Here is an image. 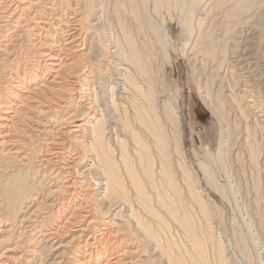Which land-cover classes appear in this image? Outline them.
<instances>
[{
  "label": "rangeland",
  "instance_id": "rangeland-1",
  "mask_svg": "<svg viewBox=\"0 0 264 264\" xmlns=\"http://www.w3.org/2000/svg\"><path fill=\"white\" fill-rule=\"evenodd\" d=\"M87 1L90 5L88 6L87 3L86 5L84 4L87 8L85 9L84 7L85 12L83 11L86 13L83 25L85 24V27H89L92 24L93 27L89 28L90 30L86 29L87 31L84 29L82 37L89 44L95 42L94 49L91 50L92 59L88 56H82L79 58L73 57L71 61L75 62L79 60L75 62L78 66L80 65L79 69L88 65L86 63L91 60L94 61L89 63V69L92 72L91 76L94 80L90 86V90L87 91L86 85H84L83 93L80 94L76 91L74 96L69 99V104L65 108L66 110L57 111V114L54 111L39 114L35 109L27 111V116L19 123L21 127H19V131L21 132L18 133V136L23 139L25 138L24 140L28 142V151H31L28 158L19 162L17 160H10L7 157H0L1 182L4 188L7 189V193H3V195L7 194V196L1 195L0 202H2V211H5L10 216L11 225L14 224L13 227H15L16 237L20 235V232H23L19 224H17L18 220L27 216V213L30 212L29 210L32 211L37 206H43L42 212L40 211L37 214L38 219L36 220L38 222H36V226L25 229L28 232L22 236L25 244L16 250L17 254L21 255L15 264L75 263V256L72 251L62 253V257L60 254L61 250L56 252L54 247L52 249L51 246L54 243L51 242L53 241H47L48 238H45L44 235L48 232V229H51V227H54L58 223L57 213H51L48 205L45 206L44 204L45 199L43 200L45 191L51 188H57V183L55 184L53 181L51 182L53 185H51V183L45 180L46 177L44 175L47 176V173H44L45 169L39 165L38 157L45 155L47 151H45L46 147L42 149L43 154L40 156L38 151L41 149V146H38V143L41 145L44 143V138L59 135L69 143L73 140H78L79 143L75 147L77 148L79 156L83 157V163L80 166L88 164L91 160L90 147L87 144L89 141V138H87L89 137V125L80 116H77L74 121L66 122H63L61 118H66L74 112L77 108L76 105L78 106L79 103L83 104V108L87 111L88 100L94 101L95 98L98 99L97 102L101 108L105 107L111 110L108 111V115L107 113L105 114L111 131L109 136H111L112 140L110 143L115 149V157L119 160L121 148L120 144H118L119 142L114 140L121 139L125 141L124 143H127L126 151L129 152V161L133 164L136 172L140 174L155 209L152 214L146 211L144 212L141 208L139 209L137 207L135 191L130 180L127 178L126 186L130 199L139 211L142 210L140 212L144 213L143 216L145 218H143L149 224L154 234L151 242L145 236L148 235L146 230L143 234L138 233L140 234L139 236L135 231L131 232L130 230L132 228L127 224L121 225V219L125 220L122 215L127 214V208L126 210H119V207L115 208L114 211L113 209L109 211L107 205L101 202L99 203L96 200L100 196L96 187L93 186L91 189V201L97 211L95 215L98 216L100 222H103L104 219H112L114 224L111 223L110 227L113 229L115 226H123V230L128 235L125 236L123 242L119 243L118 246L120 248L125 247L128 250H136L138 248L137 256H133V258H136L134 259L137 262L136 264H138V261L139 264H218L219 260H217L218 258L215 255L220 244L222 243V246H226L230 242L232 245L236 243L238 246L240 235L244 236L250 247V251L252 250L250 254L253 260L252 264H258L260 261H264V0H258L256 2L258 6L255 4L256 9L253 8L248 12L249 16L245 15L248 17V20L247 18L243 19L242 17L244 16H242L241 18H235L236 20L232 19L233 21L224 17V8L217 7V3L220 0H211V3H208L209 5H207L206 9L203 7V11H199V9L195 11L193 15L195 17L192 16L191 18L193 19L189 23L181 20L184 14L180 10L175 11L176 13L168 11L166 8L167 0H142V2L138 0L140 4L146 3L147 9H145L142 17H137L134 13L133 6L130 3L131 0ZM216 7L217 9H215ZM206 11H209V13ZM200 15L206 21L202 27L203 29L201 28L202 30L199 31L198 17H201ZM162 20L165 21L173 38L174 45L169 48V58L166 57V53L162 50L163 47L161 48V44L158 42H155L153 45L151 44L152 40L156 39L155 37L157 36L154 35L152 26H159ZM200 32L201 34L205 32L204 34L208 36V39H205L207 44L197 57H192L190 46ZM128 36L131 37L137 48L139 47L138 49L142 52L143 56L145 53V57L151 66L152 75L156 81L155 88L159 92L155 103V105H158L159 112H163L160 106L162 107L164 102L173 104L172 106L175 105V107L176 105L178 106L177 109L181 116L183 129V153L180 154L183 155V158L187 162L186 164L191 167L197 180L196 189L198 191L200 190L202 195L200 200L195 198L190 183L184 180L181 171L177 167L179 166V161L181 162V157L178 158L177 156L181 155L175 152L173 140H170L169 152L171 153H169V159L171 158L170 160L172 162L170 164L172 165V171H174L172 176L175 179V186L169 184L163 174L158 173L160 159L157 152H155L154 164H152V168H154L153 180H150L143 173L139 153H137L138 150L134 147V141L131 139V135H129L127 129H125V126L123 128L122 121L126 120L128 124L126 126L138 131L143 138H147V136H144L146 132L142 130L141 126L139 128V118L137 117L141 116L142 109L147 105L146 91L148 90V83L146 82V78L140 74H135L136 78L139 76L137 78L139 90L137 91L136 89L133 91V89L130 90L128 88L130 93L126 90L123 93L122 99H120L121 89L119 88L124 83L122 81L125 72L124 68L128 67L131 72H134L132 66L125 64L126 61L123 56V53L129 50V42H127ZM27 38L25 37L20 44L18 43L19 45H17L16 49L18 55L22 56L20 58L24 61L23 63L30 65L33 55L39 53L41 48L38 46L32 47L29 43V38ZM93 39L94 41H92ZM118 42L120 43V48L117 47ZM219 48L220 51L217 52ZM88 49L90 48L88 47ZM111 49L112 51H110ZM162 70L164 73H162ZM3 71H7V67ZM161 75H164L166 88L162 87ZM2 76L0 74V80H2ZM208 81L212 82L209 87L213 92L212 102L216 101L217 95L220 96L227 121H222L203 100V96L206 95L204 88ZM111 85L115 87L114 94L116 93V103L118 105L120 104V107L118 106L116 108L118 109L117 111L113 107L110 95ZM202 93L204 94L202 95ZM80 96H83L81 101H79ZM124 96L126 97L124 98ZM112 111L115 112L113 113ZM118 113L120 114L118 115ZM87 116L89 118V110ZM163 120H165L164 117ZM79 124L80 126H77ZM165 125L167 127L169 126L172 134L177 133V126L175 127L176 122L171 121L170 124ZM123 131L125 132L123 133ZM225 132H228V134ZM226 137H229V139ZM227 139L231 141L227 142ZM147 140L151 145L152 142L150 139ZM222 140L226 141L224 147L227 148H223L224 150H221L220 146ZM209 151L214 156L213 160L207 156ZM196 156L207 167L213 171L215 170L221 177V184L223 183L222 185L225 186L227 191L226 197H223L219 191L206 182L203 171L197 165ZM10 161L12 162L10 163ZM225 170L228 174H225ZM27 193L31 194L32 197L22 201L19 196ZM49 198L52 197H48L46 201ZM105 210H108V212L98 214ZM116 211L119 214H115ZM114 215H116V218H113ZM29 228L32 231H28ZM60 237L57 239L59 242L65 241L67 238L65 235H61ZM0 238H4V243L0 246V252L8 248H13L17 242V238H14V236L9 238L3 235ZM85 239L86 236H83L78 243H82L83 245ZM118 242L114 244L117 245ZM56 246H58V243ZM237 248L239 250L240 246ZM245 253L244 256L247 255V252ZM226 255L228 257L230 256L229 253ZM258 256L261 257L259 260ZM60 259L61 262L57 263Z\"/></svg>",
  "mask_w": 264,
  "mask_h": 264
},
{
  "label": "bare ground",
  "instance_id": "bare-ground-1",
  "mask_svg": "<svg viewBox=\"0 0 264 264\" xmlns=\"http://www.w3.org/2000/svg\"><path fill=\"white\" fill-rule=\"evenodd\" d=\"M210 1L211 0H167L166 8L168 9L169 12H174V13H176L175 11L180 10V12L184 14V17L181 20H183L186 23H189L190 20L193 19L191 17L194 15L195 11H197L198 9L199 11L200 10L203 11L204 10L203 7H205L206 9L207 5L211 3ZM257 1L258 0H220L217 3L218 4L217 7L221 9L224 8L223 14L225 16L224 15L223 16L225 18L227 17L232 20L244 16L242 18L243 19L247 18L248 20V17H246L245 15L249 16L248 12H250L253 8H255V4ZM86 3L88 4V1L86 2V0H0V74L3 75L2 80H0V157H7L10 160H17L19 162H21L22 160H26L28 158L31 152L28 151L29 150L28 142L24 140L25 138L23 139L20 136H18V133L21 132L19 131V127H20L19 123L22 122L23 119L27 116L28 113L27 111H31L35 109L36 111L39 112V114L41 113L46 114L47 111H54L57 114V111L59 112L61 110H64L68 106L67 104H69V99L72 96H74V93L76 91H78V93L80 94L83 93L84 85H86L87 91L90 90V86L94 80L92 79L91 76L92 72L89 69V63L91 61L92 62L94 61L89 60L90 62L86 63L88 65L82 67L84 69L82 68L79 69L80 65L78 66L75 63L78 62L79 60L75 62L71 61L73 57L79 58L82 56H88L92 59L91 50L94 49L95 42L94 43L91 42L89 44V42L87 43L86 40L82 37L83 36L82 33L84 29L86 30L93 27L92 24H91L92 26L89 25V27L88 26L85 27V24L83 25L84 23L83 20L85 21L84 18H86L85 16L86 13H84L85 12L84 4L86 5ZM130 3L133 6L134 13L136 14V16L142 17L145 9H147L145 5L146 3L140 4L138 0H131ZM89 5L90 4H88V6ZM217 7L215 9H217ZM86 8L87 6L85 7V9ZM208 9L210 10V8ZM206 12L209 13V11ZM201 17H198L199 31L203 29L202 27L206 21L204 17L202 18ZM153 26H152V31L154 35L155 36L157 35L158 37L154 36L156 39L152 40L151 44L153 45L155 42L161 44L162 45L161 48L163 47L162 50H164L166 54L164 52L163 53L166 55L167 58H169L168 56L169 48L173 47L174 44H173L172 35L169 29L167 28V25L165 24V21L162 20L159 26H154V27ZM233 26L235 27V25ZM230 29L233 30V28L231 27ZM204 33L201 34L200 32L198 36L195 37V40L193 39L194 41L192 42L191 46L189 45L192 57H197V55L201 51H203L205 45L207 44L205 39L206 38L208 39V36L205 35ZM25 37L29 38V43L32 45V47L38 46L41 48V51H39V53H35V55L32 54L33 58L31 59L32 63L30 65H28L27 63L25 64L23 63L24 61H22L20 58L22 56L18 55L16 49L17 45H19L20 42H22L25 39ZM92 41H94V39ZM127 42H129V46H128L129 50L123 53V56L125 57V61L127 62V63L125 62V64H127V66L128 65L132 66L135 73L131 72L130 69H128V67L124 68L125 72L123 74L124 77L122 80L124 81V83L122 82L123 84L121 88H119L121 89L120 99H122L123 93H125L126 90H128V88H130V90L133 89V91L136 89L137 91L139 90V83L137 81V78L139 76L136 78L135 74L138 75L140 74L146 78V82L148 83V87H147L148 90L147 91L145 90L147 92V96H146L147 105L145 108H143L144 110L142 109L141 116L140 117L137 116V117L139 118L138 120V123L140 124L139 128L142 127V130H144V132H146L147 134V135L144 134V136H147V138H143V136L140 133H138V131H135L132 128L126 126L128 125L126 120L122 121L123 128L125 126V129H127L129 135H131V139H133L134 141L135 144L134 147H136L137 148L136 150H138L137 153H139V159L143 173L150 180H153L154 168H152V164H154L153 162L155 158L154 155L155 152H157V155L160 159L158 165L159 167L158 173L163 174L166 178L165 180L169 184L174 185L175 179L172 176V174H174V171H172L173 169H171L172 167L171 165L172 162L170 160L171 158L169 159V155H170L169 153H171L169 152V148H170L169 145L172 140H173L175 152H177L179 155H181L180 153H183L182 152L183 129H182L181 116L179 115V111L177 109L178 106L176 105L175 107V105L172 106L173 104L171 105L169 103L164 102L162 104V107L160 106V109L162 108L163 112L161 113L159 112V108L157 107L158 105L157 104L155 105L159 92L155 88L156 81L153 78L152 75L153 72L150 68L151 66L149 65L148 60L145 57V53L143 56L142 52H140V50L138 49L139 47L137 48L136 44L133 43V40L131 39L130 36L127 37ZM119 45L120 43L118 42L117 44L118 48H120ZM88 47L90 49H88ZM19 51L21 50L19 49ZM110 51H112V49ZM219 51L220 48L217 52ZM3 65L7 67V71L5 72L3 71L5 68L3 67ZM162 73H164L163 70ZM160 80L163 85L162 87L166 88L164 75H161ZM211 83L212 82L209 81L206 82L204 88L206 91V95L203 96V100L220 117V119L224 121L227 118L225 117L223 102L220 96L218 95L216 101L212 102L213 92L209 88ZM111 86H110L111 87L110 95L112 98L113 107L117 111L118 109L116 108L120 104L118 105L116 103L115 100L116 93L114 94L115 87L113 85ZM203 94L204 93H202V95ZM82 97L83 96H80L79 101L82 100ZM125 97L126 96H124V98ZM97 100L98 99L95 98L94 101L88 100L87 102L88 110H89V118H87L88 110L86 111V109L83 108L84 105L80 103L78 106L76 105L77 108L74 110V112H72L66 118L65 117L61 118L63 122H66V121H74V119L77 116H80L81 119L82 118L85 119V123L89 125L88 126L89 137H87L89 138V141L87 144H89L88 146L90 147L91 160L88 164L84 166H80V164L83 163V157L79 156L77 152V148L75 147V145L79 143L78 140H73L71 143H69L65 138L59 135V136H49L46 139L44 138L43 139L44 143H42L41 145H39L38 143V146H41V149L38 151L40 156L43 154L42 149H45L46 147L45 151H47L45 155L38 157L39 160L37 159L39 165H41L42 168L45 169L44 173L45 172L47 173V176L44 175L46 177L45 180L48 183H51L53 181L55 182V184L57 183V188L54 189L51 188L45 191V194L43 195V200L45 199L44 200L45 206L48 205L49 211L51 213L56 212L58 218L57 220L58 223L54 227H51V229H48V232H46L44 235L45 238H48L47 241H53L51 242L54 243L51 246L52 249L54 247V250L56 252H59L61 250L60 251L61 256L64 253H68V251H72V253H74L75 256L74 261L76 264H136L137 262L134 260L136 258H133V256H137L138 248L136 250H132V249L128 250L125 249V247L120 248L118 246L119 243L123 242V239L128 234L125 230H123L122 228L123 226H118V227L115 226L114 229L110 227L111 223L114 224V222H112V219H104L103 222L99 221L98 216L95 215V212H97L96 208L91 201L92 198V196L90 197L91 189L93 186L96 187L97 192L100 195L96 200H98L99 203L101 202L102 204L104 203L105 205H107L108 206L107 209L109 211L112 209L114 211L115 208H119V207H120L119 210H126L127 208V214L122 215V217H124L123 219L125 220L121 219L122 221L121 225L127 224L132 228L130 231L131 232L135 231L137 234L138 233L143 234L146 230L148 232V235L145 236L148 238L147 240L151 242L154 234L152 233L149 224L144 219L145 218V216H143L144 213L141 212L143 210L144 212L146 211L153 214L155 209L153 207L151 197L146 191V188L143 184L140 174L136 172L135 168L133 167V164L129 161V157H128L129 152L126 151L127 143H124L125 141H122L121 139L120 140L113 139L114 141L119 142L118 144H120V148H121V152H120L121 155L119 160L115 157V149L111 146L110 143L112 140L111 136H109L111 131L109 129L108 126L109 123L107 122L108 119H106V114H105L107 113L108 115V111L111 110H108V108L105 107L101 108ZM79 111L81 112L78 113ZM119 114L120 113H118V115ZM163 117L165 120H163ZM171 121H174V123L176 122L175 125V127L177 126L176 134H172V132H170L169 130V126L167 127L165 125V124H170ZM77 126H80V124ZM124 132L125 131H123V133ZM226 134H228V132ZM226 138L229 139V137ZM147 139H150V141L152 142L151 145ZM228 139L227 142L231 141ZM225 142L226 141L224 140L221 141V145H220L221 150H224L223 148H227L224 147ZM207 156L211 160H213L214 156L212 152L209 151ZM177 157L178 158L181 157L180 158L181 162L177 160L179 161V166L177 167L181 171L184 180L190 183V187L192 188L191 190L193 191L195 198L200 200V198H202L201 191L200 190L198 191V189H196L197 180L191 170V167L188 164H186L187 162L183 158V155ZM196 160H197V165L200 166L201 170L204 173L206 182L211 184L217 191H219L223 197H226L227 191L225 186L222 185L223 183L221 184L222 182L220 180L221 177L215 172V170L213 171L212 169L207 167L204 162H202L199 158H197V156H196ZM11 162L12 161H10V163ZM225 174H228L226 170H225ZM127 178L130 180V183L135 191V198L137 202L136 204L137 207H139V209L140 208L142 209L140 210L141 212L134 206L135 204H133L130 199V196L128 194V189L126 186ZM0 182H1V176H0ZM51 185H53V183H51ZM0 191H2L0 192V196L1 195L7 196V194L3 195V193H7L6 192L7 189L4 188L2 182L0 183ZM50 196L52 198H49V200L46 201V199ZM30 197L32 196L31 194L28 193L19 196V198H21L22 201H24L25 199H29ZM202 207L204 206L202 205ZM42 209L43 206L42 207L37 206L35 210L32 211L29 210L30 212L27 213V216H24L23 218L18 220L17 224H19L23 232L19 231L20 235L16 237L15 227H13L14 224L11 225L10 223L11 219L9 218L10 216L6 214L5 211H2V202H0V237L6 235L9 238L13 236L14 238H17V242L13 248H8L3 252L2 251L0 252V264L17 263V260L19 259L21 254L18 255L16 250L20 249L25 244L24 240H22V236H24V233L27 232V230L25 231V229L28 227L36 226L37 224L36 222H38L36 220L38 219L37 214ZM108 210H105L104 212L98 214L107 213ZM117 213L118 211H116L115 214ZM115 216L116 215H114L113 218ZM28 231H32V230H30L29 228ZM140 234L138 235L140 236ZM61 235H65V237L67 236V238L65 241L59 242L57 239ZM83 236L84 237L86 236V239L84 241V244L82 245V243L80 244L78 243V241ZM239 237L240 240L239 242L237 241L238 246L236 245V243L234 244V241H233L234 245H232V243L230 242L228 243L226 242L227 243L226 246H222V243L220 244V246L218 247L219 249L217 248L218 251L216 252L215 255L216 258H218L217 260H219L218 264H252L253 263L252 257L250 255L252 250L250 251V247L246 242L244 236L240 235ZM115 242H118V244L117 245L114 244ZM2 243H4V238H0V246ZM57 243L58 246H56ZM239 246L240 248L238 250L237 247ZM245 252H247L246 256H244ZM227 253L230 254L229 257L228 255L225 256V254ZM260 256H258V260L259 258H261ZM60 262L61 259L57 263ZM258 264H264V261H260Z\"/></svg>",
  "mask_w": 264,
  "mask_h": 264
}]
</instances>
